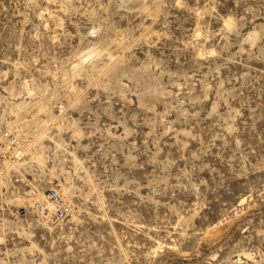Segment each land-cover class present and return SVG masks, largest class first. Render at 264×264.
<instances>
[{"label":"rangeland","instance_id":"obj_1","mask_svg":"<svg viewBox=\"0 0 264 264\" xmlns=\"http://www.w3.org/2000/svg\"><path fill=\"white\" fill-rule=\"evenodd\" d=\"M3 133L0 264H264V0H0Z\"/></svg>","mask_w":264,"mask_h":264},{"label":"built area","instance_id":"obj_2","mask_svg":"<svg viewBox=\"0 0 264 264\" xmlns=\"http://www.w3.org/2000/svg\"><path fill=\"white\" fill-rule=\"evenodd\" d=\"M20 143L16 136L0 135V157L16 158L20 156ZM30 213L41 223H62L71 213L69 202L56 189H48L31 202Z\"/></svg>","mask_w":264,"mask_h":264}]
</instances>
